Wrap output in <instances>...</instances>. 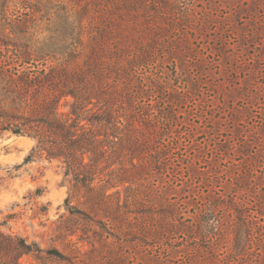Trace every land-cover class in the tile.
Masks as SVG:
<instances>
[{"label": "rangeland", "instance_id": "1", "mask_svg": "<svg viewBox=\"0 0 264 264\" xmlns=\"http://www.w3.org/2000/svg\"><path fill=\"white\" fill-rule=\"evenodd\" d=\"M154 6L166 13L149 68L166 83L153 87L154 98L171 97L159 112L172 110L174 117L158 141L169 144V155L149 179L148 192L164 204L142 208L132 230L106 243L94 236L99 229L87 215L72 217L67 210L70 183L59 163L23 164L35 140L25 136L29 140L20 143L7 135L0 137V222L45 249L65 246L69 253L74 246L61 241L57 226H77L79 233L67 237L74 241L85 229L90 234L79 245L96 263L117 255V264H264V214L255 211L264 213V0H166ZM171 203L180 210L176 217L164 215ZM234 205L243 221L231 211ZM163 220L167 227L154 233ZM241 224L251 226V238L245 250L234 251ZM21 261L63 264L33 255Z\"/></svg>", "mask_w": 264, "mask_h": 264}, {"label": "trees", "instance_id": "2", "mask_svg": "<svg viewBox=\"0 0 264 264\" xmlns=\"http://www.w3.org/2000/svg\"><path fill=\"white\" fill-rule=\"evenodd\" d=\"M154 3L166 0H0V137L35 140L23 164L57 161L70 183L67 210L87 215L99 229L94 236L106 243L132 230L142 208L163 203L149 195L148 185L169 155V144L158 141L174 116L159 112L171 97L154 98L153 87L166 80L149 70L166 16ZM171 204L164 215L176 217L180 210ZM230 209L243 221L242 210ZM57 227L72 253L65 246L45 249L0 222V264H24V255L63 264L118 263L117 255L107 263L88 255L79 242L89 231L74 241L67 237L79 233L77 226L64 221ZM166 227L163 220L150 231ZM234 234V251L245 250L251 226L241 224Z\"/></svg>", "mask_w": 264, "mask_h": 264}, {"label": "bare ground", "instance_id": "3", "mask_svg": "<svg viewBox=\"0 0 264 264\" xmlns=\"http://www.w3.org/2000/svg\"><path fill=\"white\" fill-rule=\"evenodd\" d=\"M28 140H29L28 137H25V136H18V141H19L20 143H26Z\"/></svg>", "mask_w": 264, "mask_h": 264}]
</instances>
